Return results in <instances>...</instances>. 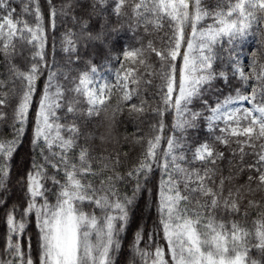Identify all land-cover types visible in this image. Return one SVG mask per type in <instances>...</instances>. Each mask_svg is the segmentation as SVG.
<instances>
[{
    "label": "snow or ice",
    "instance_id": "1",
    "mask_svg": "<svg viewBox=\"0 0 264 264\" xmlns=\"http://www.w3.org/2000/svg\"><path fill=\"white\" fill-rule=\"evenodd\" d=\"M12 2L0 0V55L10 64L9 80H0V122L7 120L3 109L9 97L15 99L12 136L0 138V192L9 186L14 154L30 120L32 158L17 181L22 199L9 205L0 196L6 225L0 264H117L132 208L141 195L151 196L150 179L157 170L158 227L147 233L146 241L144 226L137 228L132 264H262L249 253L256 249L264 256V200L248 197L264 192V61L249 49L246 70L239 49L253 26L264 23V0H217L213 8L205 7L203 0H92L87 8L79 0H63L59 6L47 0V16L40 0H20L21 16ZM61 16H70L74 26L59 38L70 64L81 60V44L107 42L110 17H127L133 32L167 27L165 47L151 41L147 45L158 58V69L149 71L143 46H126L111 57L119 64L114 82H99L97 66L88 61V68L66 89L45 52L48 30L55 33ZM94 19L100 22L97 30L91 28ZM18 44L32 49L26 70L11 64ZM140 68L159 81L151 100L142 85L153 80ZM45 70L47 79L32 116L37 81ZM229 73L241 85L235 94L214 103L205 100V91L216 80L227 82ZM196 99L202 110L191 107ZM109 110V127L125 110L130 118L148 111L158 118L149 134H139L138 128L131 134L142 151L126 169L120 151L105 148L94 155L87 140L80 143L78 116L91 119ZM201 120L210 139L193 146L186 133ZM99 139L101 144L108 141L106 136ZM217 145L229 149L230 164L239 157L240 175L248 173L244 183L233 184L239 176L223 175L219 162L226 156ZM246 157L251 158L248 163ZM226 183L232 184L227 190ZM129 185L131 195L121 190ZM245 199V221L250 211L256 212L250 224L236 219ZM30 224L36 229L35 246Z\"/></svg>",
    "mask_w": 264,
    "mask_h": 264
},
{
    "label": "trees",
    "instance_id": "2",
    "mask_svg": "<svg viewBox=\"0 0 264 264\" xmlns=\"http://www.w3.org/2000/svg\"><path fill=\"white\" fill-rule=\"evenodd\" d=\"M42 10L47 16L48 7L47 0H40ZM57 6H59L63 0H55ZM92 0H79L81 5H84L87 8L91 4ZM217 0H203V4L207 8H213L216 5ZM12 7L16 9V15H23L22 3L20 0H13ZM76 12L78 14H83L81 9L77 8ZM31 20V17H28ZM47 22V21H46ZM132 23L128 20L127 17H124L120 20H117L114 16L110 17L108 23L109 36L105 44L100 43H90L87 47L83 44L80 46L79 55L81 60L78 63H69L68 56L61 51L60 49V36L68 29L73 28L71 22V17H59L57 22V28L55 33L52 32L51 28L48 30V43L45 48L46 59L49 65L53 66V70H58L61 72L59 77V82L64 85L66 89L71 87V82L75 79L78 74L88 68V61H91L97 68L109 67L112 69L118 68L114 60H111V57L116 56L122 51L126 46L130 47H141L145 48V54L148 58V63L152 66L151 70H156L159 67L158 58L147 48L148 42L151 41L153 46L157 48H162L166 46L167 36L166 33L169 31L167 27L159 31H150L145 33L143 27L138 28L133 32L129 25ZM205 24L211 23V20H206ZM100 27V22L93 20L91 28L97 30ZM116 29V31H111ZM55 40V48L52 46V41ZM18 52L11 58V64L16 65L21 69H27L31 62L32 49L27 45H17ZM249 49L252 51L258 52L259 58L264 61V23H261L259 26L254 25L251 31V34L241 42V47L239 49L241 56V63L246 66L247 70V61L251 59L249 54ZM9 61L5 60L3 55H0V80H9ZM225 71H228L227 67L224 68ZM140 72L144 74L146 79H152V84H143V94L149 100H151L153 93L155 92V85L159 83L158 79L154 77H149L147 71L144 68H140ZM63 73H67L68 79H63ZM229 80L226 82L224 80H216L213 82V87L205 91L204 99L209 103H214L218 98H222L228 94H235V89L240 87V82L235 78H232L231 73H229ZM47 79V70L40 76L37 81V92L34 96V103L31 108V114L34 116L35 111L38 107L39 95L42 92L45 82ZM11 87V85H9ZM17 90H19V83L17 82ZM7 90V89H6ZM68 98H71L72 93H66ZM15 104V99L9 97L8 106H6L3 111H5L8 116L7 120L0 122V138H11L12 136V111ZM116 104V97L113 96L111 105L114 107ZM191 107L195 110H202L203 105L199 99L194 100ZM66 111V110H65ZM110 110L105 113L102 112L99 116H94L91 119H87L83 116H78L77 122L80 126L82 137L80 143L84 144L87 140L89 147H91L94 152L93 154H98L103 149L107 148L109 152L120 151L122 153L121 160L125 161L123 167L126 169L130 167L140 155L142 148L141 145L134 143L131 140V134L140 129L141 135H146L151 132L150 125L155 123L158 119L155 117L151 111L145 112L140 117H129L127 110L121 115L117 113L115 121L111 122V127H109L110 120ZM167 123L169 128L172 122V115L169 114L167 117ZM129 138L126 140L125 136ZM108 137V141L104 144H101L100 137ZM187 139L190 144L195 146L205 140L210 139L209 133L206 130L204 122L201 120L196 128L189 129L186 133ZM31 138H32V121L30 120L23 137V141L16 153L14 154L13 163L14 167L12 170L11 180L6 192H0V196L7 200L8 204L19 202L23 197V191L20 185L17 183L20 176L27 170L30 165L32 158V148H31ZM222 151L225 152L226 158L219 162V169L222 170L224 176L229 174L233 177L239 176V179H234L233 184H241L247 179V171L240 175L239 173V157L233 161L232 164L229 163L231 159V153L229 149L224 148L223 146L217 145ZM232 147H236L234 144ZM123 153H127V157L123 156ZM250 157L245 158V163L250 161ZM236 165V166H234ZM160 172L154 171L152 173L149 187L152 189V194L149 196L147 193L141 195L134 207L132 208V217L130 220L129 227L126 233L121 240V251L117 255V264H132L133 256L131 254V241L133 234L141 225L144 226L145 241L147 240V233L154 232L156 229L154 225L158 227V216L157 210L155 207V201L157 199V190L159 183ZM219 179V177H217ZM232 184L226 183L225 190L228 187H231ZM122 191H126L131 195L132 187L131 185L127 187H122ZM250 199L264 200V192H256L255 194L249 196ZM247 206V199L244 200L241 205V214L236 217L242 223L250 224L251 220L255 218L256 212L254 210L250 211V215L245 221L243 217V209ZM91 210V209H88ZM4 210L0 209V247L3 244V237L6 232V225L4 224ZM29 233L32 235L33 246L36 243V229L34 224H30L28 227ZM163 243V241H160ZM249 256L253 259L260 260L264 264V256L256 250L252 249L249 253Z\"/></svg>",
    "mask_w": 264,
    "mask_h": 264
},
{
    "label": "rangeland",
    "instance_id": "3",
    "mask_svg": "<svg viewBox=\"0 0 264 264\" xmlns=\"http://www.w3.org/2000/svg\"><path fill=\"white\" fill-rule=\"evenodd\" d=\"M98 69V75L96 79L99 82H114L115 80V69L109 68V67H103V68H97ZM247 106V105H244Z\"/></svg>",
    "mask_w": 264,
    "mask_h": 264
}]
</instances>
